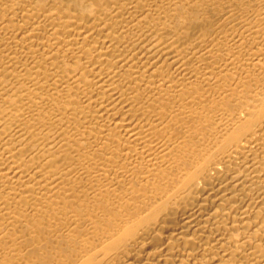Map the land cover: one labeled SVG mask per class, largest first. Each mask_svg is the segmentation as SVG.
Here are the masks:
<instances>
[{"label": "bare ground", "instance_id": "obj_1", "mask_svg": "<svg viewBox=\"0 0 264 264\" xmlns=\"http://www.w3.org/2000/svg\"><path fill=\"white\" fill-rule=\"evenodd\" d=\"M0 264H264V0H0Z\"/></svg>", "mask_w": 264, "mask_h": 264}]
</instances>
